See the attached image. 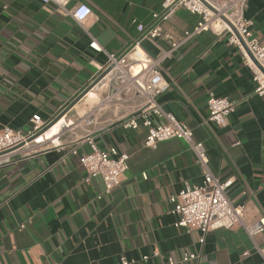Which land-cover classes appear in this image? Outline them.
I'll return each mask as SVG.
<instances>
[{
	"label": "crops",
	"instance_id": "0c3cea01",
	"mask_svg": "<svg viewBox=\"0 0 264 264\" xmlns=\"http://www.w3.org/2000/svg\"><path fill=\"white\" fill-rule=\"evenodd\" d=\"M161 1L70 0L69 7L84 2L92 9L80 25L51 3L0 0V129L27 130L33 114L47 118L67 109L99 75L105 52H123L138 34L136 25L150 23ZM244 16L253 22V35L264 40V0H248ZM197 20L179 8L162 27L179 37ZM84 28L104 50L89 47ZM167 46L163 37L142 42L152 56ZM160 66L170 86L158 102L204 144L213 175L232 177L227 194L235 204L247 203L245 219L264 215V96L254 94L241 54L225 36L208 30ZM209 92L236 103L224 127L206 120ZM88 95L97 98L94 91ZM92 104L77 102L69 116L85 113ZM125 113L122 106L100 112L92 132L99 148L129 155L109 193L100 177L84 180L80 157L88 146L78 144L72 154L73 134L61 136V146L43 143L30 156L0 166V264H115L121 255L133 264H164L184 253L198 256L179 264H264L239 226L208 231L201 242L198 229L186 232L174 225L168 197L200 184L204 169L182 139L145 147V127L124 129L118 123ZM20 223H25L21 229ZM254 239L264 244L261 235ZM143 255L149 258L142 260Z\"/></svg>",
	"mask_w": 264,
	"mask_h": 264
},
{
	"label": "built area",
	"instance_id": "2783aa9c",
	"mask_svg": "<svg viewBox=\"0 0 264 264\" xmlns=\"http://www.w3.org/2000/svg\"><path fill=\"white\" fill-rule=\"evenodd\" d=\"M43 4L51 3L57 13L70 16L80 25L92 13L91 7L84 2L69 7L70 0H40ZM248 0H162L159 11L152 13V19L147 25L137 24V36L132 43L120 53L105 52L106 61L100 67V73L108 71L80 99L84 100L90 91L97 94L96 100L88 111L69 116L72 106L62 109L60 113L42 118L33 114L27 130L13 129L4 126L0 129V166L12 163L16 157L30 156L46 146H61V136L73 134L74 147L72 154H77V145L85 143L88 150L80 157V163L86 171L85 181L92 177H100L104 192L109 193L119 183V175L127 168L129 155L120 152L115 147L107 150L99 148L92 136L97 125L100 112L117 109L122 106L127 113L118 118V123L124 129L145 127L146 134L143 145L155 148L161 142L172 138L184 140L194 152L199 165L204 169V177L200 184L185 186L168 197L171 204L170 213L176 215L174 225L186 232L198 229L202 236L213 229L232 228L239 226L250 237L253 248L264 262V244L255 242V237H264V215L248 222L245 219L247 203L235 204L227 194L232 185V177L220 180L208 168V156L204 144L194 139L192 130L183 122L177 120L171 113L166 112L157 97L170 86L163 76L160 63L177 50L193 36L203 31H212L217 36H225L228 44L234 46L241 54L244 64L252 73L254 94L264 96V40H258L251 31L252 20L244 16ZM179 8H185L198 16L196 24L185 30L179 37L164 32L162 22L171 17ZM83 27V26H82ZM90 36L89 47L95 51L104 50L96 39L84 28ZM163 37L167 49L155 56L147 53L142 42L153 41ZM99 73V74H100ZM97 76L91 78L90 83ZM82 87V91L86 88ZM78 101V102H79ZM235 101L217 96L209 92L206 99V120L218 127L227 124L228 116L235 110ZM74 106V105H73ZM163 118L164 121H159ZM58 125L57 132L47 138V129ZM235 144H239L236 142ZM143 177L146 178L145 174ZM99 197V196H98ZM25 223H20L23 228ZM154 252L153 255H157ZM196 253H184L180 260L170 257L164 264H179L197 257ZM143 255L142 260H147ZM134 259L119 256L115 264H133Z\"/></svg>",
	"mask_w": 264,
	"mask_h": 264
},
{
	"label": "water",
	"instance_id": "95a60500",
	"mask_svg": "<svg viewBox=\"0 0 264 264\" xmlns=\"http://www.w3.org/2000/svg\"><path fill=\"white\" fill-rule=\"evenodd\" d=\"M108 71V69H105L103 72H101L91 83L88 85L79 95L75 97V99L71 102L70 105H68L67 109L76 104L79 99L92 87L96 82Z\"/></svg>",
	"mask_w": 264,
	"mask_h": 264
},
{
	"label": "bare ground",
	"instance_id": "6f19581e",
	"mask_svg": "<svg viewBox=\"0 0 264 264\" xmlns=\"http://www.w3.org/2000/svg\"><path fill=\"white\" fill-rule=\"evenodd\" d=\"M89 94V93H88ZM85 97L84 101L85 102H94V98L90 95H88ZM82 112V111H81ZM79 113V112H78ZM57 129H58V125H54L53 127L47 129V131L45 132L46 134V137L49 138V137H52L56 132H57ZM53 133V134H52Z\"/></svg>",
	"mask_w": 264,
	"mask_h": 264
}]
</instances>
